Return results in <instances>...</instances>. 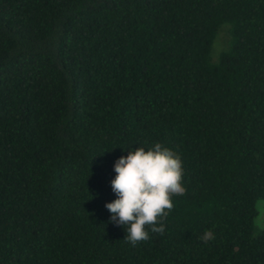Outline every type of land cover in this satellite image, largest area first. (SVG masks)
I'll return each instance as SVG.
<instances>
[{
	"label": "trees",
	"instance_id": "trees-1",
	"mask_svg": "<svg viewBox=\"0 0 264 264\" xmlns=\"http://www.w3.org/2000/svg\"><path fill=\"white\" fill-rule=\"evenodd\" d=\"M155 143L186 194L132 246L105 205ZM259 200L264 0H0V264H264Z\"/></svg>",
	"mask_w": 264,
	"mask_h": 264
},
{
	"label": "clouds",
	"instance_id": "clouds-1",
	"mask_svg": "<svg viewBox=\"0 0 264 264\" xmlns=\"http://www.w3.org/2000/svg\"><path fill=\"white\" fill-rule=\"evenodd\" d=\"M114 171L111 188L117 198L105 205L110 222L125 229L124 240L132 246L148 241L149 230L163 235L164 221L174 209L173 197L186 194L181 157L160 143L147 150L139 146L120 157ZM200 239L208 243L215 235L207 230Z\"/></svg>",
	"mask_w": 264,
	"mask_h": 264
},
{
	"label": "rangeland",
	"instance_id": "rangeland-1",
	"mask_svg": "<svg viewBox=\"0 0 264 264\" xmlns=\"http://www.w3.org/2000/svg\"><path fill=\"white\" fill-rule=\"evenodd\" d=\"M226 28H222L214 42L213 52L216 57L226 46ZM257 216L253 220V234H259L264 228V200L256 202Z\"/></svg>",
	"mask_w": 264,
	"mask_h": 264
}]
</instances>
